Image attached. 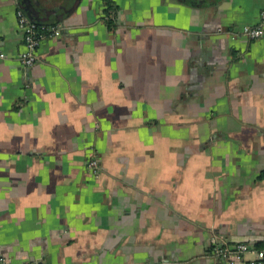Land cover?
<instances>
[{
    "label": "crops",
    "instance_id": "0c3cea01",
    "mask_svg": "<svg viewBox=\"0 0 264 264\" xmlns=\"http://www.w3.org/2000/svg\"><path fill=\"white\" fill-rule=\"evenodd\" d=\"M20 1L62 32L25 67L18 1L0 0V264L264 248V36L234 35L264 28V0H111L112 27L107 0Z\"/></svg>",
    "mask_w": 264,
    "mask_h": 264
},
{
    "label": "built area",
    "instance_id": "2783aa9c",
    "mask_svg": "<svg viewBox=\"0 0 264 264\" xmlns=\"http://www.w3.org/2000/svg\"><path fill=\"white\" fill-rule=\"evenodd\" d=\"M20 28L24 34L25 51L21 54V61L27 68L32 67L39 60L38 47L40 42L46 37V34L59 35L62 32L61 26H39L31 22L21 9L17 11ZM244 36L247 39L258 40L264 36V28L261 25H246L240 30H235L234 35ZM1 56H5L1 54ZM87 168L95 176L99 177L102 172L100 159L97 153L93 152L89 156ZM253 254L252 259H246L247 255ZM211 256L215 259L216 264H224L235 258L246 264H264V248H257L251 243L239 242L230 243L224 239H216L212 245ZM26 264H40L30 262Z\"/></svg>",
    "mask_w": 264,
    "mask_h": 264
},
{
    "label": "trees",
    "instance_id": "16d2710c",
    "mask_svg": "<svg viewBox=\"0 0 264 264\" xmlns=\"http://www.w3.org/2000/svg\"><path fill=\"white\" fill-rule=\"evenodd\" d=\"M116 9L117 7L114 5L113 1L111 0L106 1V9L104 12L107 17L108 23L110 24L111 27L113 26L114 23L113 15L115 14Z\"/></svg>",
    "mask_w": 264,
    "mask_h": 264
},
{
    "label": "water",
    "instance_id": "95a60500",
    "mask_svg": "<svg viewBox=\"0 0 264 264\" xmlns=\"http://www.w3.org/2000/svg\"><path fill=\"white\" fill-rule=\"evenodd\" d=\"M17 1H18V5H19L20 9L23 11L22 4L20 3L21 1L20 0H17ZM24 14H25V12H24ZM25 15L31 22L37 23V21L33 20L29 15H27V14H25Z\"/></svg>",
    "mask_w": 264,
    "mask_h": 264
}]
</instances>
